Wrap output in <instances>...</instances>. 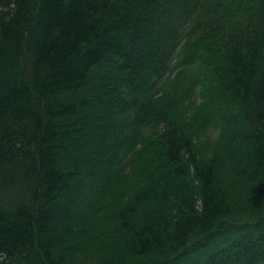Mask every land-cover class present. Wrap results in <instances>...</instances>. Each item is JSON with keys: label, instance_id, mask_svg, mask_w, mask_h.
I'll return each mask as SVG.
<instances>
[{"label": "trees", "instance_id": "1", "mask_svg": "<svg viewBox=\"0 0 264 264\" xmlns=\"http://www.w3.org/2000/svg\"><path fill=\"white\" fill-rule=\"evenodd\" d=\"M0 264H264V0H0Z\"/></svg>", "mask_w": 264, "mask_h": 264}]
</instances>
